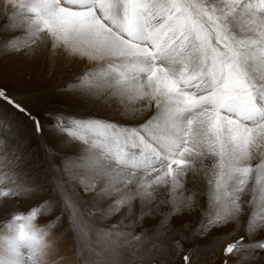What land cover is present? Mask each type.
Returning <instances> with one entry per match:
<instances>
[{
  "label": "snow or ice",
  "instance_id": "6c2138e0",
  "mask_svg": "<svg viewBox=\"0 0 264 264\" xmlns=\"http://www.w3.org/2000/svg\"><path fill=\"white\" fill-rule=\"evenodd\" d=\"M0 5V30L13 33L4 51L35 58L43 47L95 62L74 87L118 117L34 112L0 87V209L15 204L0 222V264H64L55 231L64 221L79 264L155 255L166 264L170 249L193 264L199 245L185 251L184 242L213 230L234 236L232 225L242 234L224 246V264H264V0ZM36 140L50 173L39 182L24 168L23 150ZM58 144L76 150L57 162ZM45 191L52 195L19 207ZM153 207L163 209L160 228L137 231ZM192 212L191 236L172 234L170 222L187 229Z\"/></svg>",
  "mask_w": 264,
  "mask_h": 264
},
{
  "label": "rangeland",
  "instance_id": "374dc122",
  "mask_svg": "<svg viewBox=\"0 0 264 264\" xmlns=\"http://www.w3.org/2000/svg\"><path fill=\"white\" fill-rule=\"evenodd\" d=\"M5 8L0 5V24L5 23ZM12 31L0 30V87L5 88L10 95L14 96L19 102L27 105L34 112H64L75 114L78 117L96 116L100 118L118 119L115 112L102 107L99 101L88 98L80 94L79 90L74 87L77 82L74 77L81 73L86 67H91L92 63L73 59L65 56L63 53H57L55 56H50L47 48H41L35 58L26 57L23 54H12L3 50L4 42L12 35ZM18 119H22L17 114ZM147 118V114L139 117L138 120ZM47 136V133L45 134ZM40 141H31L23 150L26 157L24 168L28 172L29 178L35 182H39L48 173V163L40 148ZM75 146L66 147L62 144L56 146V155L53 157L57 162L61 157L69 152L75 151ZM199 190H205V184H199ZM52 195L50 191H45L41 196L31 200H21L19 207L26 209L35 204L42 197ZM68 195L74 202L83 203V194L79 189H73L69 186ZM163 196V193H161ZM203 199V197L201 198ZM15 206L14 203H9L7 209H0V222L5 221ZM137 213L139 211V203L137 202ZM161 209L153 207L150 210V215H146L143 220H137L136 230L142 231L147 229L149 233H154L160 228ZM148 212V209H145ZM59 214V210H57ZM195 215V216H194ZM185 222L189 223L187 229H183L182 223L177 220L170 222L172 234H179L180 231H187L191 236L192 232L199 225V217L195 212L185 213ZM135 219V217H133ZM119 217H113L109 222H115ZM235 225L229 229L234 233L224 237L223 235H215V230L204 236L192 237L185 241V251L190 245H199L194 258L193 264H224L223 248L233 238H237L242 232H235ZM66 221L55 229L58 236L70 246L73 253L74 263L79 264L75 256L73 242L65 231ZM171 238V237H170ZM85 243L83 238L81 244ZM182 255H176L174 249H170L166 257V264H182ZM165 258L159 255L150 256L144 264H152V261H157V264Z\"/></svg>",
  "mask_w": 264,
  "mask_h": 264
},
{
  "label": "bare ground",
  "instance_id": "6f19581e",
  "mask_svg": "<svg viewBox=\"0 0 264 264\" xmlns=\"http://www.w3.org/2000/svg\"><path fill=\"white\" fill-rule=\"evenodd\" d=\"M60 251H61V254L65 257L64 264H75L72 249L65 242V240H63V242L60 244Z\"/></svg>",
  "mask_w": 264,
  "mask_h": 264
}]
</instances>
